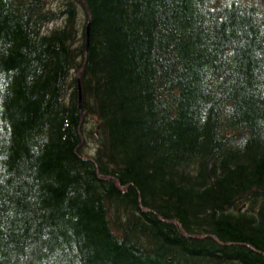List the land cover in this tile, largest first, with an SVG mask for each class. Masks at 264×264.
I'll use <instances>...</instances> for the list:
<instances>
[{
	"label": "trees",
	"instance_id": "1",
	"mask_svg": "<svg viewBox=\"0 0 264 264\" xmlns=\"http://www.w3.org/2000/svg\"><path fill=\"white\" fill-rule=\"evenodd\" d=\"M0 264H264V0H0Z\"/></svg>",
	"mask_w": 264,
	"mask_h": 264
},
{
	"label": "rangeland",
	"instance_id": "2",
	"mask_svg": "<svg viewBox=\"0 0 264 264\" xmlns=\"http://www.w3.org/2000/svg\"><path fill=\"white\" fill-rule=\"evenodd\" d=\"M50 3L55 4L56 0H49ZM60 20L54 22V24H59ZM88 125L91 124L90 121L87 122ZM82 152L87 154H92L94 152V139L92 135L87 136L81 144Z\"/></svg>",
	"mask_w": 264,
	"mask_h": 264
},
{
	"label": "water",
	"instance_id": "3",
	"mask_svg": "<svg viewBox=\"0 0 264 264\" xmlns=\"http://www.w3.org/2000/svg\"><path fill=\"white\" fill-rule=\"evenodd\" d=\"M89 12V11H88ZM90 16V12L88 13ZM89 23H90V19H88V22L86 24V33L88 35V29H89ZM78 92H79V98H81V93H80V84L78 82ZM79 103H80V99H79ZM193 235V234H192ZM194 235H199V234H194Z\"/></svg>",
	"mask_w": 264,
	"mask_h": 264
}]
</instances>
